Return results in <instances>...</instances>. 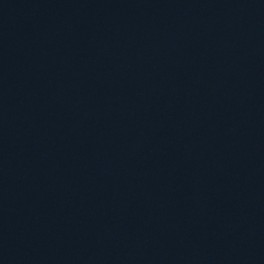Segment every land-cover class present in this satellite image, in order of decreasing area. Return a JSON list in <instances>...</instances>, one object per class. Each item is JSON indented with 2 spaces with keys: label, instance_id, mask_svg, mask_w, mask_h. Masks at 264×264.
<instances>
[{
  "label": "water",
  "instance_id": "water-1",
  "mask_svg": "<svg viewBox=\"0 0 264 264\" xmlns=\"http://www.w3.org/2000/svg\"><path fill=\"white\" fill-rule=\"evenodd\" d=\"M0 264H264V0H0Z\"/></svg>",
  "mask_w": 264,
  "mask_h": 264
}]
</instances>
